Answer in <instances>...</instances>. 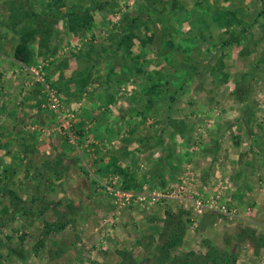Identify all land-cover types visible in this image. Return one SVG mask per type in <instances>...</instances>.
Returning a JSON list of instances; mask_svg holds the SVG:
<instances>
[{
    "label": "rangeland",
    "instance_id": "1",
    "mask_svg": "<svg viewBox=\"0 0 264 264\" xmlns=\"http://www.w3.org/2000/svg\"><path fill=\"white\" fill-rule=\"evenodd\" d=\"M24 2L13 0L8 6L12 16H0V24H12L15 16L23 20ZM57 3L58 45L28 67L42 72L43 83L30 74L45 94L46 87L57 93L64 120L49 105L46 126L40 113L27 111L23 124L14 129L19 138L0 142V264H119L121 259L123 264H151L150 250L166 210L185 222L172 255L189 254L213 264L216 249L234 255L230 264H242L228 238L236 233L238 243H244L242 235L251 229L240 226L239 209L231 204L232 177L216 162L208 165L211 152L196 155L218 121L226 127L214 133L223 153L238 147L239 136L250 142L240 154L247 162L256 149L264 148V141L256 143L257 137L264 138V0ZM39 6L36 0L31 7ZM72 12L90 16L83 28L74 26L75 32L68 22ZM137 16L144 23L139 35L153 33L152 43L142 48L134 39L132 55H115L117 40ZM91 30L97 35L92 37ZM87 41L92 44L85 45ZM77 42L79 48L71 46ZM58 72L61 77L50 82ZM152 84L155 91L147 96ZM133 123L137 130L129 128ZM44 134L48 146H37ZM170 138L180 160L165 164ZM50 149L53 157L46 155ZM164 166H171V176H165ZM182 180L185 191L176 192L177 197L144 206L135 202L138 194L175 190ZM201 180L206 189L198 194L193 188ZM146 183L154 187L143 190ZM218 190L219 202L234 209V217L209 207L198 213L183 200L201 197L207 205ZM116 191L131 194L130 202L120 204ZM165 200H171L169 205ZM57 221L66 223L61 231L53 227Z\"/></svg>",
    "mask_w": 264,
    "mask_h": 264
},
{
    "label": "crops",
    "instance_id": "2",
    "mask_svg": "<svg viewBox=\"0 0 264 264\" xmlns=\"http://www.w3.org/2000/svg\"><path fill=\"white\" fill-rule=\"evenodd\" d=\"M12 1L0 0L1 17L10 18L12 16L8 7ZM22 1H25L23 5L26 8L24 9L25 12L23 11L26 14L23 20L15 16L12 24L5 20L0 24V114H2V117H0V142H9L12 141L11 138H19L20 133L14 131V129H18L16 127L17 123L23 124L27 111L33 116H37V113H40V120L45 123V126L48 124L47 121L50 120L48 116H45L46 113L44 114L45 111H48V103L45 102L47 93L45 94L37 84L33 83L31 80L32 75L27 71V67L42 62L47 57L48 52L52 54L58 45L60 36L57 22L58 14L54 13V11L57 12L58 0H38L41 5L38 8L31 7L36 0ZM44 16L46 17L45 20L43 19ZM91 33L92 37L97 35L92 30ZM99 36L102 37L101 34ZM23 41H25L30 50L28 61L25 63L16 60L13 56L15 46ZM87 44L92 43L87 41L85 45ZM81 45V42H77L76 45L72 44L71 46L79 48ZM75 67L73 69L70 67L68 80L72 75L71 72L76 70ZM59 77H61V73L58 72L49 80L56 83L55 81ZM45 126L42 130L46 128ZM129 128L137 130L138 124L133 123ZM256 128L259 127L257 126ZM20 129L22 130V127ZM225 129V125L222 126L220 121L216 122L215 127L211 130V139L207 143L205 142V145H202L203 152L196 155V157L199 158L200 155L211 152V155L206 158V161L210 160L208 165L212 164L211 166H215L214 162H216L217 166L225 169L232 177L234 188L230 192L232 194L231 204L236 205L238 207L237 210L239 209V214L237 213V215L241 223L240 226H246L247 230L251 229L252 231L249 230L250 234L248 236L246 234L242 235L245 239L244 243H238L240 242V235L236 233L231 238H228V241L232 242V250L234 249L238 253V260L243 261L242 264H263L264 259L263 261L260 260L261 257H264V148L260 146V148L256 149L254 155L250 159L248 158L251 162H247L246 159V161L243 160L244 158L240 154L245 151V145L249 147L250 142L247 138L244 141V138L239 136L235 139L238 141V147L233 145L232 151L227 149V152L223 153L221 148L218 149L215 144L214 133L215 131L223 132ZM50 136L51 140H53V135L50 134ZM47 140L48 136L46 134L44 136L40 135L36 145L45 146L47 145L45 143ZM173 141L171 138L168 141L169 155L165 157V164L173 162V159L180 160L179 151ZM263 141L264 138L257 137V142H255H259V145H261ZM18 142L16 141V144ZM53 144L54 147L57 146V143H51V146ZM52 150L50 149L51 153L45 150L46 155L53 157ZM5 153L6 151L2 153L4 157ZM196 157L194 159L198 160ZM214 157L218 160L216 161ZM147 167L150 168L148 165ZM170 167L164 166L163 173H165V176H171ZM202 174L206 175L207 172L203 171ZM174 175H176V171L172 174V176ZM143 185L141 186L143 190L154 187L153 184L148 185L146 183ZM193 189L196 193L202 194L201 192L206 189V187L204 188V181L201 180L200 185L195 186ZM170 201L165 200L164 204L167 206ZM240 257L241 259H239Z\"/></svg>",
    "mask_w": 264,
    "mask_h": 264
},
{
    "label": "trees",
    "instance_id": "3",
    "mask_svg": "<svg viewBox=\"0 0 264 264\" xmlns=\"http://www.w3.org/2000/svg\"><path fill=\"white\" fill-rule=\"evenodd\" d=\"M90 16H85L84 18L81 16H78L76 13H71L69 15V24L71 23L70 27L73 32L74 26L77 27H84L88 24V22L85 21V19L89 18ZM220 19V18H219ZM218 19V20H219ZM138 20V21H136ZM220 21V20H219ZM218 21V22H219ZM139 22V23H138ZM144 26V23H141V20H139V17H131L129 20L128 26L125 27V33H122V35L119 37L118 43L115 47L114 54L118 56H125L123 55L124 52L130 53L129 51L131 47V41L136 39L139 43V45L142 48H145L147 44L152 43L154 39V34H148V32H144L142 36L139 35V27ZM168 45L171 44V42H167ZM168 50L167 47H164V51ZM30 54V50L28 49L25 41L18 43L15 46V50L13 53V56L16 60L21 62H27L28 57ZM138 56V54H137ZM135 56L136 58H138ZM138 70V68H137ZM126 75L125 72L122 73V76L124 77ZM156 84H152L149 87V90L147 92V96L151 95L153 91H155ZM158 92H161L160 89H158ZM174 90V89H173ZM162 93V92H161ZM153 98H149L148 102H152ZM82 134V132H80ZM65 222H55L53 224V227L55 230L61 231L64 226ZM163 228L161 229V232L158 236V239L156 240L153 248L150 250L151 257L153 258V261L151 264H206L205 262H198V258L192 257L189 254H185L183 256H177L175 254H171L172 250L175 249L181 242V239L184 235L185 231V222L181 218L180 214L175 215L172 214L171 211L166 210V219L164 220ZM213 252V251H212ZM211 262L213 264H230V261L234 259V255H231V253H223L216 249H214V252L212 253ZM149 256L144 257L146 260ZM234 261V260H233ZM119 264H123L122 259L120 260Z\"/></svg>",
    "mask_w": 264,
    "mask_h": 264
},
{
    "label": "built area",
    "instance_id": "4",
    "mask_svg": "<svg viewBox=\"0 0 264 264\" xmlns=\"http://www.w3.org/2000/svg\"><path fill=\"white\" fill-rule=\"evenodd\" d=\"M27 71L29 73H32L33 76L35 77L36 81L38 82H42L44 81L43 78V74L42 72H40V70H36L34 68H29L27 67ZM46 92H47V99H48V105L49 108L57 115L56 117L59 120H64V115L61 112V108H60V103H59V98L57 93L50 89L49 87H46ZM70 141H73V138H70ZM185 181L182 180L178 186L177 189L175 190H170V191H166L165 194H161V193H155L150 195L149 197H146L145 194H138L136 196V200L135 202L141 206L144 205H151L154 204L155 201L161 199V198H171L173 196H175L176 192L179 193H184L185 191ZM110 190V188H108ZM112 190V189H111ZM221 190H218L217 193L213 196L210 197L209 200L207 201V205H204L202 203V199L201 197H191V198H183L184 201L189 202L190 205L193 207V209L195 211H197L198 213H200L203 209V207H209V208H216L220 213H222L223 215H225L227 218H232L235 216V210L228 208L224 203L219 202L220 201V195ZM115 199L119 200L120 204H125V203H129L130 202V198H131V194L126 192H121V191H116L114 193ZM177 197V196H175Z\"/></svg>",
    "mask_w": 264,
    "mask_h": 264
}]
</instances>
